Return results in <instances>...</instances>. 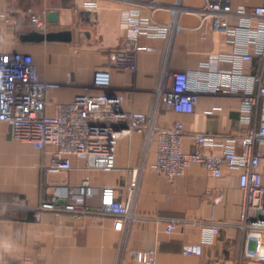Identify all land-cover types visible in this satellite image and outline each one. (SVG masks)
Segmentation results:
<instances>
[{"label": "crops", "instance_id": "0c3cea01", "mask_svg": "<svg viewBox=\"0 0 264 264\" xmlns=\"http://www.w3.org/2000/svg\"><path fill=\"white\" fill-rule=\"evenodd\" d=\"M86 0H0V12L13 11L10 22L0 21V34L5 37L6 52L28 53L34 57L42 80L60 84L48 92L54 103H65L92 86L97 70L110 72L112 92L125 95L123 109L150 114L158 102V89L163 80L174 72L196 73L208 71L203 64L212 56L233 54L239 47L229 42L227 34L215 32L207 24L197 28L200 17L196 13L204 0H184L189 11L181 14V25L187 30L171 38H141L143 47L153 51L137 54L136 70L120 69L110 62L111 52L126 40L125 17L144 0H93L97 8H87ZM175 0H166V6L157 10L156 18L169 22L174 14ZM264 5V0H233L234 8ZM32 12L44 16L59 14L58 21H48V32L72 31L71 42L25 43L21 35L34 30ZM147 10L144 13L147 14ZM194 28V29H193ZM244 46V42H240ZM252 48V47H250ZM241 49V48H240ZM261 59L240 65L242 74H257ZM236 62H220L223 71H212L209 79L191 81L192 89L201 90L193 113L180 114L163 102L159 106L158 123L171 126L184 125V148L191 151L194 135L207 134L219 143L231 136L246 133L258 127L260 108L253 109L252 122L245 124L241 110V94L232 90L231 71ZM220 84L226 90L218 96L204 90L208 85ZM98 92L102 90H97ZM47 113H55L54 105ZM206 150L214 154L223 152L222 145H211ZM264 155V141L257 144ZM238 153L243 151L237 145ZM144 155V136L134 133L118 141L117 169L105 173L83 168V161L73 157L74 168L67 175L71 189L77 188L84 178L90 177L95 191L93 205L99 203L104 186H123L138 169ZM156 158L152 146L148 162ZM41 152L27 141L12 138L8 124L0 122V264H118L123 233L114 228L110 217L74 218L70 214L43 213L35 216L42 196L43 176L40 171ZM260 171L264 182V157ZM241 171L224 168L220 178L213 177L203 166H192L185 175L175 179L146 171L142 178L139 211L152 217L201 218L226 222L227 227L209 242H203L199 228L182 227L169 234L166 223L154 221L137 223L130 233L127 245L131 249L158 251L157 264H264L246 258L244 234L232 226L240 217L243 192L239 187ZM62 177L51 175L49 182ZM54 187L48 185L45 195ZM65 192L66 189L61 190ZM201 244L200 255H185L187 244ZM130 263V258L127 257ZM132 263V262H131Z\"/></svg>", "mask_w": 264, "mask_h": 264}, {"label": "built area", "instance_id": "2783aa9c", "mask_svg": "<svg viewBox=\"0 0 264 264\" xmlns=\"http://www.w3.org/2000/svg\"><path fill=\"white\" fill-rule=\"evenodd\" d=\"M175 1L174 14L169 22L159 21L155 16L157 10L167 5L166 0H144L140 6L128 12L124 23L126 40L110 55L114 67L136 70L137 54L153 51V48L141 45V38L171 40L177 33L188 29L181 25L180 17L189 10L184 6V0ZM85 6L94 9L98 5L93 0H86ZM145 9L147 14L144 13ZM13 13L11 10L0 12V21L10 22ZM31 13L34 28L48 33L47 15ZM196 13L200 17L197 28L210 24L213 31L227 34L229 42L239 49L233 54L212 56L202 66L208 71L172 73L168 76L170 84L165 80L161 82L158 102L150 114L123 109L125 95L109 90L111 81L107 69L97 70L93 85L85 87L73 100L54 103L48 99V92L59 89L60 84L42 80L31 54L4 51L5 37L0 34V122L8 124L12 138L32 143L42 156L39 168L43 176V192L35 211L36 218L40 220L45 212L70 214L79 219L112 218L115 230L124 236L118 264H157L156 249L136 250L127 245L137 223L165 222L169 234L182 227L199 228L203 232L204 243L228 226L226 222L212 218L163 219L140 213L139 199L146 171L175 179L197 164L215 178L223 175L224 168L241 171L239 187L243 192V201L239 220L232 226L245 236L244 256L264 263V182L259 169L264 155L257 150V144L264 141V5L235 9L233 0H204ZM240 42H244L243 47H240ZM257 58L262 62L259 73L242 74L240 65L254 62ZM226 61L236 62L235 69L230 73L231 86L234 92L241 94L243 123L250 124L253 109L260 108V124L246 133L229 137L225 143H219L207 134H196L194 147L186 151L183 123L176 122L168 127L158 123L160 103L180 114L193 113L201 90L191 88L192 79H209L212 71L223 72L219 63ZM225 91L220 84L208 85L204 90L215 96ZM50 105L55 108L53 115L47 113ZM136 132L144 136V155L128 183L101 188L100 200L96 205L92 204L95 191L90 177L71 189L67 175L74 168L73 157L80 158L85 169L113 172L117 169L118 141ZM218 144L224 149L221 154L206 150V147ZM238 144L243 148L241 153L237 151ZM153 145L156 147V158L148 162ZM51 175L62 178L51 183L46 180ZM48 185H52L54 190L46 196ZM63 189L66 191L62 192ZM201 252L200 243L183 247L185 255H200ZM127 257L132 263L127 261Z\"/></svg>", "mask_w": 264, "mask_h": 264}, {"label": "water", "instance_id": "95a60500", "mask_svg": "<svg viewBox=\"0 0 264 264\" xmlns=\"http://www.w3.org/2000/svg\"><path fill=\"white\" fill-rule=\"evenodd\" d=\"M59 14L57 12H51L48 15V21L56 23L58 21ZM73 39L72 31L64 30L58 32H48L46 34L32 30L29 33L22 34L21 40L25 43H42V42H71Z\"/></svg>", "mask_w": 264, "mask_h": 264}]
</instances>
